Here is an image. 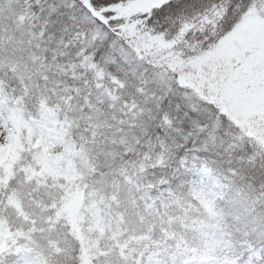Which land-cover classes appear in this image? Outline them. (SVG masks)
I'll use <instances>...</instances> for the list:
<instances>
[{
  "label": "snow or ice",
  "instance_id": "1",
  "mask_svg": "<svg viewBox=\"0 0 264 264\" xmlns=\"http://www.w3.org/2000/svg\"><path fill=\"white\" fill-rule=\"evenodd\" d=\"M0 264H264V0H0Z\"/></svg>",
  "mask_w": 264,
  "mask_h": 264
}]
</instances>
